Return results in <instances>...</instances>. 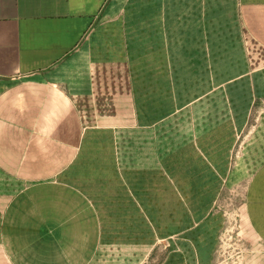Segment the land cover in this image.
I'll return each mask as SVG.
<instances>
[{
    "label": "crops",
    "instance_id": "1",
    "mask_svg": "<svg viewBox=\"0 0 264 264\" xmlns=\"http://www.w3.org/2000/svg\"><path fill=\"white\" fill-rule=\"evenodd\" d=\"M264 264V0H0V264Z\"/></svg>",
    "mask_w": 264,
    "mask_h": 264
},
{
    "label": "rangeland",
    "instance_id": "2",
    "mask_svg": "<svg viewBox=\"0 0 264 264\" xmlns=\"http://www.w3.org/2000/svg\"><path fill=\"white\" fill-rule=\"evenodd\" d=\"M227 212V228L222 240L221 248L219 251V259L222 264H234L235 248L238 243V236L236 232L235 220L233 216L234 203L230 199L226 205L222 206Z\"/></svg>",
    "mask_w": 264,
    "mask_h": 264
}]
</instances>
